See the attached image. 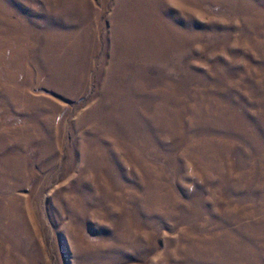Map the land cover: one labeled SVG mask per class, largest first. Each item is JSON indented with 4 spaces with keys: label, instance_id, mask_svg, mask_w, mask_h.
I'll use <instances>...</instances> for the list:
<instances>
[{
    "label": "rangeland",
    "instance_id": "374dc122",
    "mask_svg": "<svg viewBox=\"0 0 264 264\" xmlns=\"http://www.w3.org/2000/svg\"><path fill=\"white\" fill-rule=\"evenodd\" d=\"M0 264H264V0H0Z\"/></svg>",
    "mask_w": 264,
    "mask_h": 264
}]
</instances>
